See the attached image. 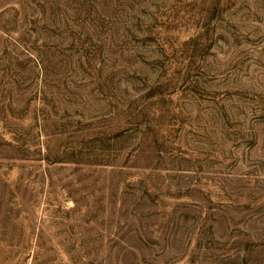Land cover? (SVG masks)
Instances as JSON below:
<instances>
[{
	"label": "rangeland",
	"instance_id": "374dc122",
	"mask_svg": "<svg viewBox=\"0 0 264 264\" xmlns=\"http://www.w3.org/2000/svg\"><path fill=\"white\" fill-rule=\"evenodd\" d=\"M0 264H264V0H0Z\"/></svg>",
	"mask_w": 264,
	"mask_h": 264
}]
</instances>
